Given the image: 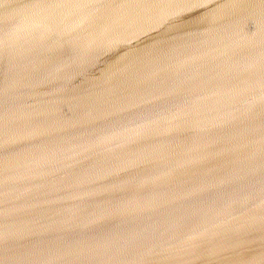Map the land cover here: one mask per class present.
Masks as SVG:
<instances>
[{"label": "water", "instance_id": "1", "mask_svg": "<svg viewBox=\"0 0 264 264\" xmlns=\"http://www.w3.org/2000/svg\"><path fill=\"white\" fill-rule=\"evenodd\" d=\"M0 264H264V0H0Z\"/></svg>", "mask_w": 264, "mask_h": 264}]
</instances>
